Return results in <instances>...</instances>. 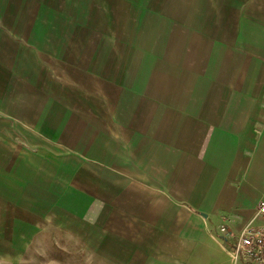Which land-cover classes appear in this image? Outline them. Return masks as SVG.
<instances>
[{"label": "crops", "instance_id": "obj_1", "mask_svg": "<svg viewBox=\"0 0 264 264\" xmlns=\"http://www.w3.org/2000/svg\"><path fill=\"white\" fill-rule=\"evenodd\" d=\"M91 32L114 45L72 40ZM120 176L131 264H242L231 241L264 197V0H0L6 205L85 208Z\"/></svg>", "mask_w": 264, "mask_h": 264}, {"label": "rangeland", "instance_id": "obj_2", "mask_svg": "<svg viewBox=\"0 0 264 264\" xmlns=\"http://www.w3.org/2000/svg\"><path fill=\"white\" fill-rule=\"evenodd\" d=\"M27 16L21 19L25 41L35 21ZM6 20L16 24L15 19ZM105 34L73 33L72 40L83 44L87 39L90 46L114 45L112 36ZM15 37L10 33L4 41H15ZM124 50L121 59H130L131 51ZM129 101L126 106L131 105ZM30 162L36 163L33 158ZM29 169L24 171L38 173ZM126 173L120 170L121 175ZM100 183L104 192L87 194L96 202L85 208L76 196L56 207L49 199L38 203L31 196L23 205H6L0 195V264H131V179L120 176Z\"/></svg>", "mask_w": 264, "mask_h": 264}, {"label": "built area", "instance_id": "obj_3", "mask_svg": "<svg viewBox=\"0 0 264 264\" xmlns=\"http://www.w3.org/2000/svg\"><path fill=\"white\" fill-rule=\"evenodd\" d=\"M219 234L229 235L228 218L221 217ZM257 220L261 222L256 223ZM231 241L230 251L236 263L264 264V197L258 202L254 217Z\"/></svg>", "mask_w": 264, "mask_h": 264}]
</instances>
